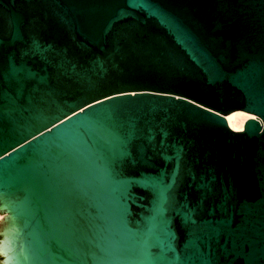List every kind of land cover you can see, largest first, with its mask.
I'll use <instances>...</instances> for the list:
<instances>
[{"label":"water","instance_id":"water-1","mask_svg":"<svg viewBox=\"0 0 264 264\" xmlns=\"http://www.w3.org/2000/svg\"><path fill=\"white\" fill-rule=\"evenodd\" d=\"M6 213L0 264H264V0H0Z\"/></svg>","mask_w":264,"mask_h":264},{"label":"bare ground","instance_id":"bare-ground-1","mask_svg":"<svg viewBox=\"0 0 264 264\" xmlns=\"http://www.w3.org/2000/svg\"><path fill=\"white\" fill-rule=\"evenodd\" d=\"M256 119L257 117L243 111H234L225 116L228 127L234 132H242L247 120Z\"/></svg>","mask_w":264,"mask_h":264},{"label":"rangeland","instance_id":"rangeland-1","mask_svg":"<svg viewBox=\"0 0 264 264\" xmlns=\"http://www.w3.org/2000/svg\"><path fill=\"white\" fill-rule=\"evenodd\" d=\"M8 214H3V215H0V222L2 221L3 217L7 216Z\"/></svg>","mask_w":264,"mask_h":264}]
</instances>
